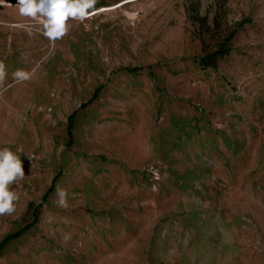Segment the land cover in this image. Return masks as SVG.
Here are the masks:
<instances>
[{"label":"rangeland","instance_id":"rangeland-1","mask_svg":"<svg viewBox=\"0 0 264 264\" xmlns=\"http://www.w3.org/2000/svg\"><path fill=\"white\" fill-rule=\"evenodd\" d=\"M5 2L0 264H264V0H97L55 41Z\"/></svg>","mask_w":264,"mask_h":264},{"label":"clouds","instance_id":"clouds-1","mask_svg":"<svg viewBox=\"0 0 264 264\" xmlns=\"http://www.w3.org/2000/svg\"><path fill=\"white\" fill-rule=\"evenodd\" d=\"M97 0H18L15 7L19 9L21 16L30 17L38 24L43 25L44 35L50 40H57L66 35L70 30L67 23L69 19L83 22L90 16V9L94 8ZM5 0H0V5H5ZM29 34L31 30L29 29ZM18 75H24L19 73ZM3 76L0 65V78ZM22 153V149L16 150ZM25 173L20 155H17L7 147L0 148V216L12 215L16 210L19 194L10 189V185L18 180H23ZM61 207H67V193L58 189ZM70 237L65 236L68 240Z\"/></svg>","mask_w":264,"mask_h":264},{"label":"trees","instance_id":"trees-1","mask_svg":"<svg viewBox=\"0 0 264 264\" xmlns=\"http://www.w3.org/2000/svg\"><path fill=\"white\" fill-rule=\"evenodd\" d=\"M215 63V62H214ZM134 72H137V70H135ZM97 96V94H95V96H94V98ZM93 98V99H94ZM56 181H57V178H55L54 179V181H53V184H52V187L49 189V191L45 194V196L43 197V199H42V201L40 202V204H39V206H38V208H37V210H39L45 203H46V201H47V199H48V196L52 193V191L54 190V186H55V183H56ZM29 228H31V227H26V228H24V229H22V230H20V231H18L17 233H15V234H12L11 236H9L1 245H0V250L8 243V242H10V241H12V240H15V239H17V238H19V237H21Z\"/></svg>","mask_w":264,"mask_h":264}]
</instances>
